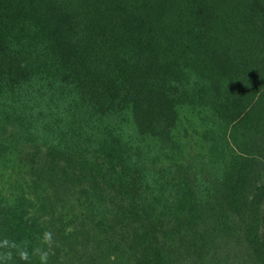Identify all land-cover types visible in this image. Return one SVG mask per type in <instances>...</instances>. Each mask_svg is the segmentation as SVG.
<instances>
[{
  "label": "trees",
  "instance_id": "obj_1",
  "mask_svg": "<svg viewBox=\"0 0 264 264\" xmlns=\"http://www.w3.org/2000/svg\"><path fill=\"white\" fill-rule=\"evenodd\" d=\"M14 169L0 239L49 264H264V0H0Z\"/></svg>",
  "mask_w": 264,
  "mask_h": 264
},
{
  "label": "rangeland",
  "instance_id": "obj_2",
  "mask_svg": "<svg viewBox=\"0 0 264 264\" xmlns=\"http://www.w3.org/2000/svg\"><path fill=\"white\" fill-rule=\"evenodd\" d=\"M20 174L17 169L11 170L10 172L1 171L0 186L4 189H10L11 187L19 185ZM4 192L6 193L7 191L4 190ZM218 243L221 249H216L215 252L209 249V252L202 256L200 262L193 252L188 251L184 247L178 248V252L172 253L170 256L174 264H246L244 263V255L238 253L236 248H232L231 245L222 246L220 239H218Z\"/></svg>",
  "mask_w": 264,
  "mask_h": 264
},
{
  "label": "clouds",
  "instance_id": "obj_3",
  "mask_svg": "<svg viewBox=\"0 0 264 264\" xmlns=\"http://www.w3.org/2000/svg\"><path fill=\"white\" fill-rule=\"evenodd\" d=\"M54 245L53 233L48 230H45L39 237V244L31 249L27 242L18 243L5 236L0 239V261L14 264V261L18 260L23 261L24 264H32V260L35 258L38 264H49V257L53 252Z\"/></svg>",
  "mask_w": 264,
  "mask_h": 264
}]
</instances>
